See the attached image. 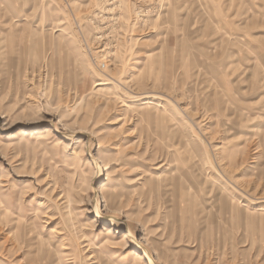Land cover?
I'll use <instances>...</instances> for the list:
<instances>
[{
  "label": "rangeland",
  "instance_id": "1",
  "mask_svg": "<svg viewBox=\"0 0 264 264\" xmlns=\"http://www.w3.org/2000/svg\"><path fill=\"white\" fill-rule=\"evenodd\" d=\"M0 264H264V0H0Z\"/></svg>",
  "mask_w": 264,
  "mask_h": 264
},
{
  "label": "bare ground",
  "instance_id": "2",
  "mask_svg": "<svg viewBox=\"0 0 264 264\" xmlns=\"http://www.w3.org/2000/svg\"><path fill=\"white\" fill-rule=\"evenodd\" d=\"M128 236H131V232L130 231H128ZM138 246H139L140 252L144 253L146 255V257L149 258V254L146 251L145 247H143L142 245H138Z\"/></svg>",
  "mask_w": 264,
  "mask_h": 264
}]
</instances>
